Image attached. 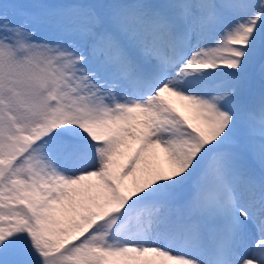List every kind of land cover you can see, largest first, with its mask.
Listing matches in <instances>:
<instances>
[{
  "label": "snow or ice",
  "instance_id": "snow-or-ice-1",
  "mask_svg": "<svg viewBox=\"0 0 264 264\" xmlns=\"http://www.w3.org/2000/svg\"><path fill=\"white\" fill-rule=\"evenodd\" d=\"M0 264H264V0H0Z\"/></svg>",
  "mask_w": 264,
  "mask_h": 264
},
{
  "label": "bare ground",
  "instance_id": "bare-ground-1",
  "mask_svg": "<svg viewBox=\"0 0 264 264\" xmlns=\"http://www.w3.org/2000/svg\"><path fill=\"white\" fill-rule=\"evenodd\" d=\"M177 107L180 108L179 102H177ZM180 111H181L182 113H184L185 115H187V112H185L184 109L180 108ZM125 159H126V158H125ZM124 162H125V161L122 160V161H121V164H123ZM126 183L129 184V185H131V183H132V177H129L128 180L126 181Z\"/></svg>",
  "mask_w": 264,
  "mask_h": 264
}]
</instances>
